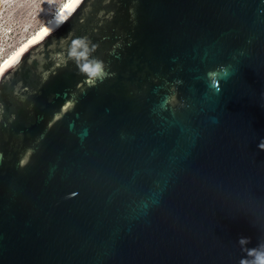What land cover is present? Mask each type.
<instances>
[{
  "label": "water",
  "instance_id": "obj_1",
  "mask_svg": "<svg viewBox=\"0 0 264 264\" xmlns=\"http://www.w3.org/2000/svg\"><path fill=\"white\" fill-rule=\"evenodd\" d=\"M65 16L0 72V264H239L264 240V0ZM77 37L114 78L61 61Z\"/></svg>",
  "mask_w": 264,
  "mask_h": 264
},
{
  "label": "rangeland",
  "instance_id": "obj_2",
  "mask_svg": "<svg viewBox=\"0 0 264 264\" xmlns=\"http://www.w3.org/2000/svg\"><path fill=\"white\" fill-rule=\"evenodd\" d=\"M67 0H0V65Z\"/></svg>",
  "mask_w": 264,
  "mask_h": 264
},
{
  "label": "clouds",
  "instance_id": "obj_3",
  "mask_svg": "<svg viewBox=\"0 0 264 264\" xmlns=\"http://www.w3.org/2000/svg\"><path fill=\"white\" fill-rule=\"evenodd\" d=\"M66 5L60 6L54 16L53 22L57 29L67 19L65 12ZM63 17V18H62ZM52 23V22H50ZM49 31V28H44ZM120 47V45H117ZM97 45L86 37H77L73 39L66 53H62L60 59L63 63L73 62L79 73L83 75L89 88H95L103 84L106 80L115 77L116 73L111 70L109 63L98 58L95 55ZM244 53L241 52V55ZM264 148V141L258 145ZM250 238L241 237L238 241L240 250L244 255L239 260V264H264V240H260L256 247L249 248Z\"/></svg>",
  "mask_w": 264,
  "mask_h": 264
},
{
  "label": "bare ground",
  "instance_id": "obj_4",
  "mask_svg": "<svg viewBox=\"0 0 264 264\" xmlns=\"http://www.w3.org/2000/svg\"><path fill=\"white\" fill-rule=\"evenodd\" d=\"M80 1V0H79ZM77 4L76 0H67V2L63 5H72L73 7ZM68 11V10H67ZM56 14V13H55ZM55 14L49 19V21L40 29L38 30L33 36H31L29 39H27L25 42H23L20 46H18L15 50V52H12L0 65V67H4L22 48L25 47V45L29 44V41L34 40V38L41 32L42 29L44 28H49L51 25H53V19ZM52 22V23H50Z\"/></svg>",
  "mask_w": 264,
  "mask_h": 264
},
{
  "label": "snow or ice",
  "instance_id": "obj_5",
  "mask_svg": "<svg viewBox=\"0 0 264 264\" xmlns=\"http://www.w3.org/2000/svg\"><path fill=\"white\" fill-rule=\"evenodd\" d=\"M76 2L78 3L79 2V0H76ZM72 5H66V8H67V10H71L72 9ZM63 18V17H62ZM45 34H47V30L46 29H42L41 30V32L34 38V40H32V41H29V43H34L35 42V40H38V39H40L43 35H45ZM27 47V45H25V48ZM24 51V48H22L21 50H20V52H23ZM19 54L20 53H17V56H19ZM3 71V68L2 67H0V72H2Z\"/></svg>",
  "mask_w": 264,
  "mask_h": 264
}]
</instances>
